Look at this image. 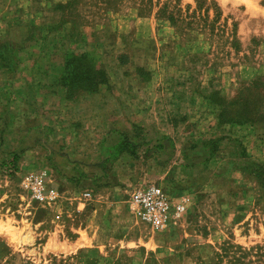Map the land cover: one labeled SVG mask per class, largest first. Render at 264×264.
<instances>
[{
	"label": "rangeland",
	"instance_id": "1",
	"mask_svg": "<svg viewBox=\"0 0 264 264\" xmlns=\"http://www.w3.org/2000/svg\"><path fill=\"white\" fill-rule=\"evenodd\" d=\"M59 1L0 0V21L16 8H33L37 22L54 24L58 15L51 8ZM82 4L86 13L97 11L94 20L104 28L135 30L136 43L178 61L174 90L181 110L190 109L197 120L217 119L219 111L234 118L222 149L231 156L215 158L212 166L223 167L211 172L166 152L155 157L152 146L143 147L134 159L109 166L99 181L60 179L68 180L57 182L61 196L55 204L31 201L18 182L4 176L9 168L2 170L0 264H264V189L241 170L248 160L240 156L243 147L254 161L264 158V130L255 126L264 123V0ZM171 75L164 71L166 84ZM212 93L218 104L202 96ZM154 183L187 198L186 213L162 231L129 208L133 189ZM86 191L90 198H84Z\"/></svg>",
	"mask_w": 264,
	"mask_h": 264
},
{
	"label": "crops",
	"instance_id": "2",
	"mask_svg": "<svg viewBox=\"0 0 264 264\" xmlns=\"http://www.w3.org/2000/svg\"><path fill=\"white\" fill-rule=\"evenodd\" d=\"M22 10L16 8L0 21V171L9 162L16 166L15 175L4 176L21 186L24 174L47 169L53 186L72 175L99 181L101 174L110 173L109 166L114 169L150 146L155 157L166 152L184 165L211 172L223 167L212 164L227 157L222 151L229 140L226 126L181 110L174 90L178 61L136 43L135 30L118 34L112 24L104 28L94 20L97 11L86 13L82 5L78 11L87 22L75 30L70 22L60 28L37 22L33 8L23 10L21 18ZM54 13L61 18L60 11ZM74 55H87L106 72L107 82L91 89L78 76L63 82L65 74L76 75L73 65L66 71ZM165 70L172 72L168 84ZM220 137L219 150L211 156L213 140ZM128 140L134 146L121 152L120 144Z\"/></svg>",
	"mask_w": 264,
	"mask_h": 264
},
{
	"label": "built area",
	"instance_id": "3",
	"mask_svg": "<svg viewBox=\"0 0 264 264\" xmlns=\"http://www.w3.org/2000/svg\"><path fill=\"white\" fill-rule=\"evenodd\" d=\"M50 180L47 169L31 172L22 176L21 187L27 192L31 201L39 204H55L61 193ZM83 196L90 198L92 194L86 191ZM128 202L131 212L156 231L167 229L187 211V198L172 196L160 183L133 189Z\"/></svg>",
	"mask_w": 264,
	"mask_h": 264
},
{
	"label": "trees",
	"instance_id": "4",
	"mask_svg": "<svg viewBox=\"0 0 264 264\" xmlns=\"http://www.w3.org/2000/svg\"><path fill=\"white\" fill-rule=\"evenodd\" d=\"M79 5L83 6L82 0H67L66 2H63V1L55 2L51 8L52 13L55 14L54 12L60 11L62 14H61L60 19L55 20L54 27L60 28L65 23L70 22L72 29L75 30L80 25L86 23L87 20H82L81 12L78 11ZM67 14H68V17H66ZM72 65L74 66L72 67V71H73L72 74H76L75 77H69L68 76L69 74H65L64 78L62 79L63 82L65 80H74L78 76L83 86H85L86 88H90V89L92 88V86L97 87L99 83L107 82L106 72L103 69L96 68L91 63L87 55H79V56L74 55L67 62V67H66L67 72L70 71V67ZM141 74L144 76L146 75V72L143 70L141 71ZM213 95L214 93L209 94V95L203 94L202 96L206 100L210 101L212 104L214 102H215L214 104H216L217 100L214 99ZM233 119L234 118L231 116L227 118L225 113L219 111L217 115L218 126L222 128L226 125L233 124L234 123ZM255 126L258 130L260 129L264 130V123H256ZM222 138L220 137L218 139L213 140L212 148H211V156L215 155L216 152L219 150V143L222 140ZM120 145H121L120 146L121 152L127 151V149H129L130 146L132 147L134 146V144L130 142L129 140L127 141V144L122 142ZM240 156L248 160V162H246L241 167V170L247 174H252L256 182L258 183V185L264 189V162L257 161V160L254 161L253 159L249 158L247 156V153L243 149V147L241 149ZM9 163H12V162H9ZM9 163H6L8 167L5 169L9 168L10 170H12L8 173L9 175H15L16 166L13 164L9 165Z\"/></svg>",
	"mask_w": 264,
	"mask_h": 264
}]
</instances>
